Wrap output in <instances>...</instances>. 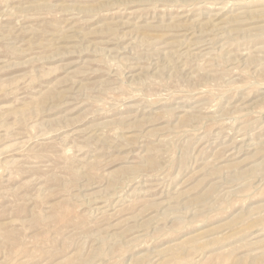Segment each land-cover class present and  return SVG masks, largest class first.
<instances>
[{
    "label": "rangeland",
    "instance_id": "1",
    "mask_svg": "<svg viewBox=\"0 0 264 264\" xmlns=\"http://www.w3.org/2000/svg\"><path fill=\"white\" fill-rule=\"evenodd\" d=\"M0 264H264V0H0Z\"/></svg>",
    "mask_w": 264,
    "mask_h": 264
}]
</instances>
